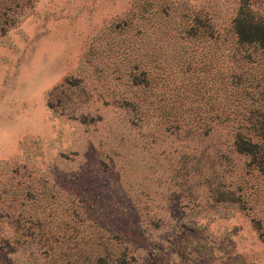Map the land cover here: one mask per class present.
Segmentation results:
<instances>
[{"label": "rangeland", "instance_id": "374dc122", "mask_svg": "<svg viewBox=\"0 0 264 264\" xmlns=\"http://www.w3.org/2000/svg\"><path fill=\"white\" fill-rule=\"evenodd\" d=\"M236 1L0 0V264H264V178L198 132L215 44L184 32Z\"/></svg>", "mask_w": 264, "mask_h": 264}, {"label": "trees", "instance_id": "16d2710c", "mask_svg": "<svg viewBox=\"0 0 264 264\" xmlns=\"http://www.w3.org/2000/svg\"><path fill=\"white\" fill-rule=\"evenodd\" d=\"M193 21L196 27L184 32L189 37L197 35L195 40L202 46L208 41L215 44L210 56L208 48H199V52L205 50L199 53L202 65H206L204 58L216 60L212 74H195L196 83L204 82L193 88L201 99L198 132L204 138L212 125L227 127L231 150L249 156V163L264 178V0H237L228 27L216 36L200 15H194ZM129 260L126 250L120 249L96 255L86 264H127Z\"/></svg>", "mask_w": 264, "mask_h": 264}]
</instances>
